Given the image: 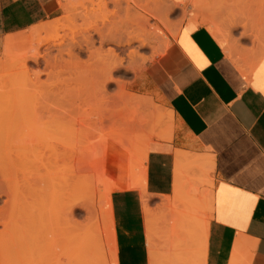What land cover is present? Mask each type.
Listing matches in <instances>:
<instances>
[{
	"label": "rangeland",
	"instance_id": "1",
	"mask_svg": "<svg viewBox=\"0 0 264 264\" xmlns=\"http://www.w3.org/2000/svg\"><path fill=\"white\" fill-rule=\"evenodd\" d=\"M143 1L146 4L147 0H75L67 6L69 9H62L60 18L46 23H60L58 32L39 33L36 27L21 34L23 36L19 35L30 36L20 39L17 47L9 51L4 44L0 50V64L5 66L4 70L0 69V186H3L0 190H7L10 183V188L12 184L16 186L14 189L18 188V194L11 200V207L9 206L16 216L9 219L13 215L11 213L6 221L9 223L13 219L10 225H16L15 229L12 230L13 226L11 228V232L14 231L11 236L14 237H11V248L0 255V264H113L114 224L111 196L123 187L126 190H144L147 151L144 153L142 145L149 135H154L152 143L166 141L162 138L166 130L173 129V137L177 130L174 116L171 122L168 120L166 125H161L151 115L154 110V114H169L172 111L168 109L164 98L152 82L150 66L160 58L158 51L164 54L192 12L196 13L200 22L205 21L203 24L210 28L218 26L224 30L228 46L238 56V59H231L239 66L246 65L255 82L264 83V34L259 32L264 30V10L261 9L264 0H243L239 9L235 7L234 0H199L195 6H185L181 0H154L160 3L161 10L159 18L152 20V24L159 27L161 37L152 47H143L136 43L131 48L124 42L128 41L129 24L140 13L137 9L141 4L144 5ZM242 9L246 16L233 15L239 14ZM104 23L114 24L115 31L119 29L121 33L118 35L126 48H117L121 61L117 62L119 67L115 63L111 70L112 73L114 69L109 78L108 95L102 100L100 97H92L96 92L89 71L93 72L95 68L88 65L82 68L73 67L67 52L73 47V39L80 40L95 28H102ZM123 26L127 28L126 31ZM57 36L64 46L63 59H55L59 53L52 47L49 64L43 59L40 68L33 62L29 63L30 69H33L32 75L20 74L15 67L6 68L9 63L8 55L22 52L42 41L53 40ZM47 48H43L46 53ZM133 50L140 52L138 68H134L130 58ZM38 72L45 73L38 78ZM140 101L144 103L138 104ZM40 104L42 107L45 104L44 106L59 110L68 104L69 108L65 106L67 110L73 111V157L71 153L67 154L63 150L52 155H49L50 151H46L42 156L43 153L29 151L21 140L15 142L17 146L13 143L14 147L11 145L14 140L8 137L12 118L17 119L18 115L21 117L24 111L21 114L17 112L23 106L26 109H21L25 110L23 116L32 114L33 111L36 113L33 109L35 107L38 112ZM18 107L20 108L17 109ZM40 114L49 116L43 109ZM136 116L145 118L152 131L134 137V146L139 150L133 157H128L121 150V146H118L127 140H124V135L120 136L125 130L121 125ZM114 121L117 122L115 125L118 126V133L117 128L113 127ZM18 143L23 147L18 146ZM183 154L187 155L179 151L177 157ZM194 170L198 172V169ZM70 176H73V181L69 180ZM190 181L186 180L187 194L184 201H181L177 177L175 198L165 204L164 215L160 218L161 224L164 223L165 226L163 229L159 230V219L152 212L149 201L145 200L152 264H202L199 257L201 249L197 244L195 249H199L198 251L191 247L187 231L193 227L195 214L209 223L211 191L201 192L198 186H193L192 189ZM38 188L42 194L38 193ZM5 201L7 198L0 197V208L4 207ZM185 201L189 207L184 205ZM197 203L198 208H201L200 214L191 209ZM182 206L190 211L185 217L178 212ZM7 234L1 235L2 241H6L3 237H7ZM176 234L181 240L174 237ZM183 240L186 247L182 244Z\"/></svg>",
	"mask_w": 264,
	"mask_h": 264
},
{
	"label": "crops",
	"instance_id": "2",
	"mask_svg": "<svg viewBox=\"0 0 264 264\" xmlns=\"http://www.w3.org/2000/svg\"><path fill=\"white\" fill-rule=\"evenodd\" d=\"M61 1L0 0V50L8 38L60 18ZM181 1L195 6L194 0ZM164 53L149 73L177 130L172 140L150 145L144 190L111 196L113 264H152L145 200L163 229V207L176 194L179 151L214 160L203 174H185L192 189L211 191L205 264H264V83L243 73L249 68L231 59L195 12ZM178 212L190 213L184 206Z\"/></svg>",
	"mask_w": 264,
	"mask_h": 264
},
{
	"label": "bare ground",
	"instance_id": "3",
	"mask_svg": "<svg viewBox=\"0 0 264 264\" xmlns=\"http://www.w3.org/2000/svg\"><path fill=\"white\" fill-rule=\"evenodd\" d=\"M73 1H75V0H73ZM73 1L72 0H62L61 1V8L64 10L67 9L68 8L67 6H69V4H72ZM242 1L243 0H234L235 7L239 9L241 7ZM143 2H144V5L141 4V6H138V9H137V12H140V13L137 15L136 19L134 21L130 22V24H129L128 31H127V35H128L127 40L128 41L124 42L129 47L131 46V48L136 43L141 44L143 47H152L156 42H158V40L161 37V32H160L159 27L157 25L152 24V20L159 18V11L161 10L160 3L156 2L154 0H147L146 4H145V1H143ZM193 2L196 5L199 2V0H194ZM261 9L264 10V4H262V3H261ZM244 14L246 16L245 10L242 9L241 12H239V14L236 13L233 15L238 17L239 15H244ZM195 19H196V21L198 20L197 18H195ZM262 20L264 21L263 17H262ZM201 22H202V20H201ZM203 23H205V21L202 22V24ZM104 24L105 25H102L103 26L102 28L97 29L94 27L95 29L92 33H86L80 40L73 39V41H72L73 47L70 45L72 48L69 49L67 52V56L70 59V64L73 67L75 66V67H81L82 68L83 66L88 65V66H92L93 68H95L93 72L89 71V75L93 80V83L95 86V92H96L95 95L92 97H94V98L100 97L101 99L105 98L108 95L107 94V87L109 86L108 85L109 84V78H110V75L114 71V69H113V71L111 73L112 68L114 67L115 63H116V67H117L118 66L117 62L119 60L121 61L120 56L117 53V50H118L117 48L120 46H121L120 48H122V46L125 47V44L123 45V40L118 35L119 33H121L120 31H118L119 29L117 30L118 31L117 32V31H115V29L113 27L114 24H110V23H108L109 25L106 23H104ZM256 24H257V22L254 23V26H256ZM116 26L118 27V25H116ZM125 26H126V24H125ZM125 26H123V27L125 28ZM246 26L248 28L249 24H247ZM60 27H61L60 23L59 24H56V23L46 24V25H42V26L38 27L37 32H39V33H42V32L49 33L51 31L58 32L60 30ZM255 28L257 29V27H255ZM126 29L127 28H125V31H126ZM211 30L213 31L214 36L225 47L227 54L233 59L235 57L238 59L237 54H234L232 52V50L230 49V47L228 46L229 43H228L227 37L225 36L224 30H221L220 28H218V26H217V28L211 27ZM263 31L264 30H261L259 32L261 34H264ZM124 33H126V32H124ZM28 36H30V35H27V36H24L21 38H11L10 37L6 40L5 45H6V47L9 48L8 50L10 51V49L17 47V44L21 41L20 39H25ZM122 38H124V37H122ZM121 40H122V42H121ZM60 42H61V40L57 36L53 40L42 41L41 43H39L37 45H33L30 48H28L22 52L10 54V55H8L9 63L7 64L6 68H10V67L14 68L15 67L16 72H19L20 74L26 73V75L29 76L31 71L33 70V69L31 70L29 67L30 62L35 63L38 66V68H40L41 59L48 62V64L50 63V61L52 59V56H51V48L52 47L59 53V55L57 57H55L56 60L64 58V56H63L64 55V51H63L64 46H63V43H60ZM45 47H48L47 53L43 51V48H45ZM160 52L161 51H158L157 54L161 57L163 54H161ZM139 53L140 52L137 50L131 51V54L129 53L130 58L133 60L134 68H138L137 65H138ZM3 67H5V66H2V64H0V69L4 70ZM116 67H115V69H116ZM241 69H243V67ZM43 73H45V72H38V73H36V76H38V78H40V76ZM243 73H245L247 75L248 73H251V72L249 70H247V71L243 70ZM12 74H13V72H12ZM32 74L33 73H31V75ZM111 77H113V76H111ZM113 79H114V77H113ZM254 82H255V79H254ZM137 103L142 104L144 102L140 101ZM40 105H39V107H40ZM44 105L45 104H43V107L41 105L40 109H39V107L37 108V109H39L38 112L35 109V107H34V109L32 107L30 110L33 109V110H35L36 113H34V111H33L32 114L28 113L27 116H23V115H25L24 112L26 110L24 108V106L22 108H20V107L17 108V109L20 108V110L21 109H25V110H21V111L18 110V112H17L18 114L19 113L21 114V112L24 111L22 113L23 115L21 114V117H20V115H18L17 119H15V117H13L14 119L12 118V122L10 121V124H11L10 126H12V127L10 129V127L8 126L9 130H10V136L8 134V136H9L8 138L14 140L13 142H11V145L13 146V144H15V142H18L21 140V142L25 146L28 147L29 151H33V152H37V153H41V154L43 153L42 156L46 153V151L47 152L50 151L51 154H49V155H52V153L54 154L55 152H58V151L60 153V151L63 150V152H66L67 154L71 153V155L73 157V154H72L73 153V138H74L73 137V122H74L73 111L70 109L67 110V108H69V106L67 107L68 104L65 105L67 108L63 105H62L63 106L62 108L59 107L60 110L57 108H54V107L52 108L50 106H44ZM33 106H34V103H33ZM42 109L45 112H47L49 114V116H46L45 114H43V115L40 114ZM153 109H155V107H153ZM154 111L152 112L153 114L151 113V115L153 117H156L158 119V122L161 125H166L168 120H170V122L173 120V114L172 113L160 114V112L159 113L157 112V114H154ZM117 122H119V120ZM117 122L114 121V122H112V124H114L113 127L117 128L116 132L118 133L119 132L118 126L115 125ZM119 123H118V125H119ZM143 123H144V125H143ZM125 124L124 125L120 124L121 126H124V128H125V130L122 131V133H120V136L124 135V137H123L124 140H126V139L127 140L125 143H121L118 146H119V148L121 146V150L124 151L123 153L125 155H127L128 157H133L135 155L136 151L139 150V149L136 150V148L134 146V143H135L134 137L146 135L147 131H152V130L149 127V123L146 122L145 118H141V117H137V116L131 117L129 120H127V122ZM101 125L104 127V123L101 122ZM170 129H171V127H170ZM112 130H113V128H112ZM114 131H115V129H114ZM172 137H173V129L172 130L167 129L165 135L162 138H164L167 141H170V140H172ZM161 140H163V139H161ZM152 141H154V135L153 134L149 135L148 139L142 145L143 146L142 149H145L144 153H146V151H147V157L149 156L148 153H149V149H150V145L152 144ZM19 143H18V146L23 147ZM8 146H10V143ZM14 146H17V144H15ZM71 155H70V157H71ZM59 156H61V155H59ZM38 159H40V158H38ZM59 160H60V158H59ZM147 160H148V158H147ZM45 161H47V160H45ZM143 161H145V160H143ZM201 161H203V163ZM44 164H46V163H44ZM41 167H43V166H41ZM213 167H214V160L212 158L202 159L200 157L187 156L184 154L181 156H178V158H177V177H178V182H179V192L181 195V201H184V197L187 194L185 174H187L191 169H194V168L198 169V172L203 174L205 168L210 169ZM38 168H39V166H38ZM194 171H196V170H194ZM145 177H147V176H145ZM69 180L73 181V176H70ZM147 183H148V181H147ZM202 183H205V180H203ZM6 184H7V181H6ZM10 184H9V188L7 190L6 189L0 190V197L1 198H7V201H5V205H3L4 207L0 208V228L1 229L4 228L0 231V255H2V253L6 249L8 250L9 248H11V245H12V242H11L12 238L11 237H14V236H11L14 231L13 232H11V231L13 229H15V227H16V225L15 226L12 225L14 227V228H12V226L10 225V222L13 219L9 220V223H6V221L8 220V215H10L11 213L13 214V215L9 216L10 217L9 219H11L15 215V213H14L15 211L11 212L9 209V206L11 204V200L16 196V194H18V191H16V189L18 190V188L14 189L13 187H16V186H14V184H12L13 186L11 185L12 187L10 188ZM39 185L37 184V186H39ZM2 187L0 186V189ZM147 187H148V185H147ZM39 188H38V193L42 194V192H41L42 189L40 188L41 190H39ZM121 190H126V188L123 187V188H121ZM145 190H147V189H145ZM151 200H153V199H151ZM186 201L184 202V205L187 207L188 201L187 202ZM177 202H179V200H177ZM209 204H210V207L212 208V200ZM191 209H193V211H195L199 214L201 212L200 211L201 208H198V203L195 205L193 204V206H191ZM195 215L196 216H193V218H194L193 219L194 220L193 221V227L187 231L188 238L190 240V243L192 244L191 245L192 248L195 249V247L197 246L201 249V256H199L200 254H198V256L201 257L200 258L201 260L200 259L199 260L201 261L202 264H205L207 254H208V252H206V251H208V249H207L208 243L207 242L209 240L208 235L210 233L209 232L210 227H209V223H207L206 220L203 219V217L199 216L198 214H195ZM13 224H15V223H13ZM9 227H10V229H9ZM11 228H12V230H11ZM3 233L4 234L8 233L7 237H3V238H6V241L3 240L4 242L2 241V237H1V235ZM4 236H6V235H4ZM174 237L177 238V234ZM177 239L181 240L179 238H177ZM184 241L185 240H183L182 244L184 243ZM184 244L186 247V242ZM184 244H183V246H184ZM188 245H190V244H188ZM198 250H196V251H198ZM234 253H235V256H233V258L236 257V252H234ZM233 261H234V259H233ZM233 261H232V263L235 264L236 259L234 262ZM185 264H187V263H185Z\"/></svg>",
	"mask_w": 264,
	"mask_h": 264
}]
</instances>
